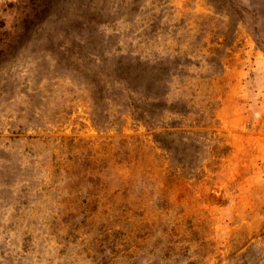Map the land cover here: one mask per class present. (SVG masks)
Listing matches in <instances>:
<instances>
[{
    "label": "rangeland",
    "instance_id": "obj_1",
    "mask_svg": "<svg viewBox=\"0 0 264 264\" xmlns=\"http://www.w3.org/2000/svg\"><path fill=\"white\" fill-rule=\"evenodd\" d=\"M48 1L1 43L0 264H264V0Z\"/></svg>",
    "mask_w": 264,
    "mask_h": 264
},
{
    "label": "trees",
    "instance_id": "obj_2",
    "mask_svg": "<svg viewBox=\"0 0 264 264\" xmlns=\"http://www.w3.org/2000/svg\"><path fill=\"white\" fill-rule=\"evenodd\" d=\"M9 1L10 0H5ZM39 4H35V0H29L27 4V0H25V3H23L22 13L19 15L15 14L10 19L7 17L2 25L0 26L1 34H0V51L4 50L3 45L8 46L10 45V38L14 35L23 34V31L25 32L28 28H31L34 26V23L36 22L35 19H41L45 17L49 10H51L52 6L49 4L50 2L48 0H37ZM36 1V2H37ZM42 1V3H40ZM14 2V1H13ZM16 4L20 5L19 3L21 0H16ZM31 3V4H30ZM0 4L2 5V2L0 0ZM21 7H18L20 9ZM2 6H0V13L2 12ZM22 21V22H20ZM12 24V30L10 31L8 28H11L9 23ZM7 24V28H4V26ZM16 26V27H15ZM5 32V33H4ZM262 41H260L261 44ZM3 45H2V44ZM16 43V42H15ZM93 46V43L91 40L87 39L84 41L83 44H78L79 47L84 46ZM261 47L264 51V43L262 42ZM143 69V68H142ZM122 79H115V83L119 82H125V91H132L137 92L140 96L138 99L139 103H135L136 107L134 108V116L136 119L142 121V123L151 131L153 140L158 144L159 148H161L164 152H166L170 156V160L173 161L172 154L177 155V153H185L187 149L190 148V144L187 143L186 140L190 139V136L188 135H182V138L180 139V142L176 145L174 144V140H166L163 138L165 134H171L169 130L164 129L162 131H155L153 130V124L152 121L148 118V116H153L155 114L154 107H156L159 112H164L167 109V104L163 99V96L165 95L164 91V81H165V75L161 70L155 73V71H148L146 72L145 69L133 74L131 77H119ZM136 81V84L131 86L129 81L130 80ZM110 81H103V90H106L107 92L111 91V88H113V83ZM97 84V83H96ZM100 87V84L98 82L97 84ZM108 86V87H107ZM105 88V89H104ZM122 90V89H121ZM125 92L124 90H122ZM125 101L128 98L127 94H124ZM128 100V99H127ZM131 105L133 103H130ZM176 152V153H175ZM179 161H181L180 158H178Z\"/></svg>",
    "mask_w": 264,
    "mask_h": 264
}]
</instances>
